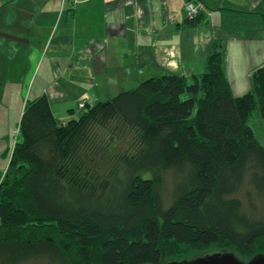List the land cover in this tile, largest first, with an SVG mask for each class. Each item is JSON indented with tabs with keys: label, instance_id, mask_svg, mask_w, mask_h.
<instances>
[{
	"label": "trees",
	"instance_id": "1",
	"mask_svg": "<svg viewBox=\"0 0 264 264\" xmlns=\"http://www.w3.org/2000/svg\"><path fill=\"white\" fill-rule=\"evenodd\" d=\"M225 18L235 28L264 22ZM199 24L198 14L184 25ZM221 33L192 81L153 76L66 121L46 94L27 99L2 180L0 169V264L264 254V145L250 124L264 117V65L235 96Z\"/></svg>",
	"mask_w": 264,
	"mask_h": 264
},
{
	"label": "crops",
	"instance_id": "2",
	"mask_svg": "<svg viewBox=\"0 0 264 264\" xmlns=\"http://www.w3.org/2000/svg\"><path fill=\"white\" fill-rule=\"evenodd\" d=\"M184 1L0 0V102L8 100V86L21 91L30 86L33 98L46 94L55 115L66 121L81 114L80 101L93 105L112 98L120 89L136 87V77L177 73L190 79L203 73L221 32L240 55L234 66L222 45L232 92L240 89L232 77L240 71L243 76V56L255 37L214 20L223 1L194 0L203 5L200 24L186 27ZM263 63L249 64L246 81Z\"/></svg>",
	"mask_w": 264,
	"mask_h": 264
},
{
	"label": "rangeland",
	"instance_id": "3",
	"mask_svg": "<svg viewBox=\"0 0 264 264\" xmlns=\"http://www.w3.org/2000/svg\"><path fill=\"white\" fill-rule=\"evenodd\" d=\"M214 1L224 2L222 7L219 10H217L221 14H219L218 12L215 14L219 18H214V20L219 21V22H221V20L226 21L225 16L231 17L232 18L231 20L235 21L237 16L240 14L246 15L247 17L251 16L252 13L264 14V0L260 4H259L260 1L258 2V0H214ZM258 4L259 6L256 7ZM259 16L262 17L263 19L262 15H259ZM233 28H235V26L233 27L230 26L228 31H235L237 29V31H241V33L246 32V33H249V35L252 34L253 37H255V39L251 43H249V46H250L249 53L247 52V50H245V55L243 56L244 57L243 76H240L242 75L240 71V72H235L236 76L232 77V80L234 81L236 78L239 80L238 83H240V87H241L240 89L239 88L235 89L233 91V94L242 95L247 90H249V88L251 89L252 87L251 77H249L247 81H246V78L244 77L245 76L244 73L247 72V68L249 67V64H251L252 61H256L258 62V64H262L264 62V22H261L254 28L240 27V28H235L234 30ZM219 29L226 30L227 28L220 27ZM223 40H224L223 50L225 51L226 49L227 51V48H228L229 56L233 58L232 63H234V66H236V64L238 63L237 60L239 59L240 55H237V52L233 50V47L235 48V44L231 43L228 46V43H229L228 37H224ZM243 57L241 59H243ZM258 64H255V65H258ZM255 68L257 67H254V69ZM150 77H153V75H148L144 77H140V76L136 77L137 83H135V85L133 86H137L143 80L150 78ZM189 80L192 81V78H190ZM8 88L9 89L6 92L7 95L9 96L8 100L3 99L0 102V169L2 172L1 180L3 179L5 172L7 170V167L9 165L8 162L11 156V152L13 150L15 141L17 140V137H18L17 128L19 127L18 122L21 118L22 104L25 101V99H27L28 97H32V98L34 97V94L31 92L30 86L27 89H24V91H21L20 89H18V86H14V85L8 86ZM0 90H1V86H0ZM120 90L122 91L125 89H120ZM121 91L112 93V95H115ZM1 96H2V92L0 91V100H1ZM78 106H79V103H78ZM78 108L82 110L85 109V107H80V106ZM250 124L253 126L257 137L264 144V119H259V118L254 117L250 120ZM167 191H166L167 193L166 198L168 199L170 195L168 194ZM216 249L218 248L216 247L213 249H193L190 255L195 258L196 255L201 256V255L216 252L214 251ZM219 250L229 251L230 248L222 247Z\"/></svg>",
	"mask_w": 264,
	"mask_h": 264
},
{
	"label": "water",
	"instance_id": "4",
	"mask_svg": "<svg viewBox=\"0 0 264 264\" xmlns=\"http://www.w3.org/2000/svg\"><path fill=\"white\" fill-rule=\"evenodd\" d=\"M164 264H264V254H259L249 260L239 258L231 251H218L192 259L172 260Z\"/></svg>",
	"mask_w": 264,
	"mask_h": 264
},
{
	"label": "built area",
	"instance_id": "5",
	"mask_svg": "<svg viewBox=\"0 0 264 264\" xmlns=\"http://www.w3.org/2000/svg\"><path fill=\"white\" fill-rule=\"evenodd\" d=\"M202 7H203V5L201 3H197L194 0H185L184 1L185 17L187 19L194 18L195 16H197L200 13ZM170 20H171V22H175L176 21V16H172L170 18ZM79 106L80 107H85L86 103L84 101H80L79 102ZM18 129H19V127L17 128V133H18Z\"/></svg>",
	"mask_w": 264,
	"mask_h": 264
}]
</instances>
